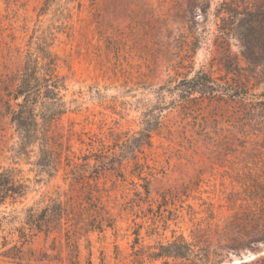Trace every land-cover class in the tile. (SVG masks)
<instances>
[{"label": "rangeland", "instance_id": "374dc122", "mask_svg": "<svg viewBox=\"0 0 264 264\" xmlns=\"http://www.w3.org/2000/svg\"><path fill=\"white\" fill-rule=\"evenodd\" d=\"M257 3L0 0V171L30 187L0 207V264H189L169 256L182 241L214 264L264 257V27L252 64L237 36ZM39 47L56 60L66 110L42 125L48 151L21 155L12 116ZM231 71L244 103L179 97L184 79L221 84ZM55 203L61 222L23 230L26 209Z\"/></svg>", "mask_w": 264, "mask_h": 264}, {"label": "trees", "instance_id": "16d2710c", "mask_svg": "<svg viewBox=\"0 0 264 264\" xmlns=\"http://www.w3.org/2000/svg\"><path fill=\"white\" fill-rule=\"evenodd\" d=\"M51 1L47 0V4ZM227 12L231 21L234 20L235 11L229 8ZM239 16H242L240 27L245 29L246 33L242 35L243 37L239 33L237 35L238 40L241 47L248 52L243 54L244 58L252 64L256 60V47L258 44L255 31L258 27H264V0H258L254 12L246 9L243 13H239ZM40 47L36 52H29L27 56L17 90V98H21L22 102L18 104V109L12 116V121L21 141L19 150L21 155L25 154L36 143L45 148L42 151L46 153L48 151L47 145L44 143L46 142L44 136L46 129L42 125L46 126V124L52 123L57 116L64 114L66 110L65 105L61 103V93L66 90V85L57 74L56 60L50 52H46ZM227 56L231 57L230 52ZM235 66L238 68L237 61L234 62L233 72H238ZM244 87H247V85L245 86L243 77L232 73V71L231 77H228L221 84L215 83L206 73L199 72L194 78L181 81L177 85V90L180 98L190 99L191 96L198 93L203 99L208 98V96L219 100L228 97L232 101L244 103ZM41 121L43 124H40ZM145 137L151 139L150 134H146ZM47 166H50V164ZM29 189L27 181L20 177L17 169L10 168L0 171V207L4 206L9 200L12 203H17L19 200L24 199L28 195ZM25 214L24 224L26 228H23V230L49 232L53 223L61 222L66 216V210L63 209L62 204L55 203L53 206H48L41 211L33 207L26 209ZM4 219L0 218V239L4 231ZM169 256L188 260L189 264H214L215 260L208 251H195L185 241L174 243ZM251 264H264V257H259Z\"/></svg>", "mask_w": 264, "mask_h": 264}, {"label": "water", "instance_id": "95a60500", "mask_svg": "<svg viewBox=\"0 0 264 264\" xmlns=\"http://www.w3.org/2000/svg\"><path fill=\"white\" fill-rule=\"evenodd\" d=\"M251 257H248V258H241L239 260H236L234 261L232 264H243V263H247L248 262V259H251ZM251 260H254L253 258Z\"/></svg>", "mask_w": 264, "mask_h": 264}]
</instances>
